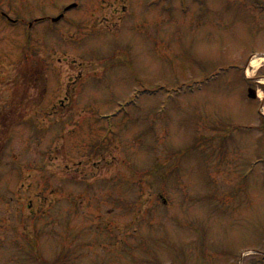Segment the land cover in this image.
Listing matches in <instances>:
<instances>
[{"label":"rangeland","instance_id":"rangeland-1","mask_svg":"<svg viewBox=\"0 0 264 264\" xmlns=\"http://www.w3.org/2000/svg\"><path fill=\"white\" fill-rule=\"evenodd\" d=\"M263 53L264 0H0V264H264Z\"/></svg>","mask_w":264,"mask_h":264},{"label":"trees","instance_id":"trees-1","mask_svg":"<svg viewBox=\"0 0 264 264\" xmlns=\"http://www.w3.org/2000/svg\"><path fill=\"white\" fill-rule=\"evenodd\" d=\"M30 50V49H29ZM20 64L22 66H26L31 70H34V72H36L37 74H39V79L42 83V87L40 89L39 86H35L36 90L38 91V93H40V96L43 98L44 94H45V90H46V73H45V67L41 65L38 57H34L33 55L30 56L28 50H26L23 53V57L20 61ZM19 79H16V88L19 87L20 83L22 82H18ZM37 81V79H36ZM41 98V99H42Z\"/></svg>","mask_w":264,"mask_h":264},{"label":"bare ground","instance_id":"bare-ground-1","mask_svg":"<svg viewBox=\"0 0 264 264\" xmlns=\"http://www.w3.org/2000/svg\"><path fill=\"white\" fill-rule=\"evenodd\" d=\"M260 61L264 62V59H260V58H255L252 63H251V68L253 69H257L260 67Z\"/></svg>","mask_w":264,"mask_h":264},{"label":"water","instance_id":"water-1","mask_svg":"<svg viewBox=\"0 0 264 264\" xmlns=\"http://www.w3.org/2000/svg\"><path fill=\"white\" fill-rule=\"evenodd\" d=\"M249 97L252 98V99L256 98V93L254 91L250 90Z\"/></svg>","mask_w":264,"mask_h":264}]
</instances>
